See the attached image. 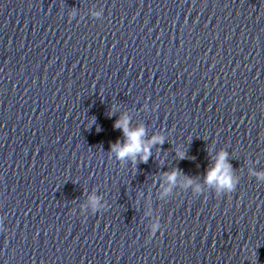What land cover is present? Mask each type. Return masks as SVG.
I'll return each instance as SVG.
<instances>
[{
  "label": "clouds",
  "instance_id": "1",
  "mask_svg": "<svg viewBox=\"0 0 264 264\" xmlns=\"http://www.w3.org/2000/svg\"><path fill=\"white\" fill-rule=\"evenodd\" d=\"M114 127L121 129L125 137V142L123 144H121L120 141H117L112 145V151L116 153L119 159L127 157L135 161L136 157L139 156L142 162H147L151 155V145L164 143V138L162 136H154L150 141L145 143L143 140V137L145 136V128L140 126L134 130L130 129L129 118L126 115L116 120ZM179 155L181 159L184 158L183 153H180ZM226 156L227 153L222 151L213 168L208 170L206 182L209 185L217 184L220 188L232 189V169L231 165L227 163ZM178 172L179 170H174L172 173L168 174V180L174 182ZM187 183H192L191 178H188ZM93 203H95V198H93Z\"/></svg>",
  "mask_w": 264,
  "mask_h": 264
}]
</instances>
